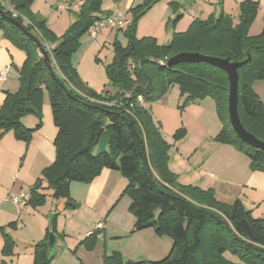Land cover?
<instances>
[{
	"label": "trees",
	"instance_id": "1",
	"mask_svg": "<svg viewBox=\"0 0 264 264\" xmlns=\"http://www.w3.org/2000/svg\"><path fill=\"white\" fill-rule=\"evenodd\" d=\"M8 1L18 15L12 17L1 5L0 9L34 35L43 51L0 14L4 38L25 53L17 71L18 88L6 92L0 105V138L13 131L16 139L28 142L35 129L26 127L22 118L34 114L39 120L38 128V108L45 95L56 128L55 160L35 179L27 204L43 205L46 193L41 190L47 187L53 198L66 199L72 207L75 204L70 200L71 182L89 183L103 168L116 169L127 180L122 193L131 200L129 209L135 217L132 231L152 227L158 236H169L172 247L159 260L122 261L117 256H106L104 264H264V218L254 217L239 198L225 202L217 198L213 188L180 183L168 164L171 144L145 106L163 97L174 84L179 87L180 97H185L184 103L211 98L221 124L214 140L247 156L251 170L264 171V151L241 140L231 126L226 71L204 61L167 65L172 56L181 52H198L234 62L249 55L237 69V110L245 129L264 142V103L252 88L255 80L264 78V16L261 31L249 34L259 2L241 1L237 22L224 13L195 18L187 30L174 32L165 44L157 43L151 36L134 35L137 19L155 0H143L130 7V22L124 29H117L128 43L115 39L113 59L105 66L115 91L99 94L79 79L71 54L80 37L103 16L102 1L83 0L60 36L30 10L34 0ZM169 5L177 8L174 1ZM47 44L54 45L49 49ZM104 130L108 132L106 148L95 151ZM177 133L184 135V128L180 127ZM0 232L1 253L11 256L15 242L4 229L0 228ZM52 232L56 234V215L44 238L33 244L32 264H53L55 254L51 255L46 247ZM97 237V233L88 235L93 240ZM226 253L239 261L229 259Z\"/></svg>",
	"mask_w": 264,
	"mask_h": 264
},
{
	"label": "crops",
	"instance_id": "2",
	"mask_svg": "<svg viewBox=\"0 0 264 264\" xmlns=\"http://www.w3.org/2000/svg\"><path fill=\"white\" fill-rule=\"evenodd\" d=\"M142 1L143 0H109L107 8L102 7V14L104 15L107 12L119 9L129 17L128 9L142 3ZM170 1L176 2V9H182L184 14L186 12L188 14H197L203 18L208 15V12H205V10L207 11V5L202 2L204 0H199L200 4H198L196 0H162L164 10L168 7ZM218 1L222 5L221 8H219L218 14L224 13L230 16L231 14H239V3L243 0ZM255 1L259 2L258 15L259 12L262 11L260 5L264 8V0ZM197 5H199V8H197ZM54 7L57 8L58 5L55 4ZM76 10L78 9H72V13L76 12ZM262 12L263 14L261 15L264 16V10ZM183 13H179L177 18L182 16ZM189 18H182V27L183 21H186V25L191 23L192 18ZM69 20L70 18L68 19V17H66L60 30L51 28L52 26L50 27L49 25L48 27L54 31L56 35H60V33L64 32L65 27H67V22ZM72 20L73 17L71 18V21ZM182 31L184 30L179 29L173 32ZM119 32H121V30H104L100 36L98 35L101 37L100 42H98V47L101 48L103 43L107 40H119ZM53 45L54 44H50V47H53ZM24 59L25 57L23 54L4 38L0 30V69L5 66L9 67L6 78L0 81V105L6 92H14L18 88L17 71ZM12 68H14V71L12 77H9V73L13 70ZM252 88L258 98L264 103V78L255 80L252 83ZM45 97L46 95L44 96V101ZM22 123L27 127H32L34 123L37 124V120L34 121L30 119V117H28V119L22 118ZM41 130L42 129H37L35 133ZM9 138L11 139V137ZM214 142L213 144H215V147L207 154L203 155L202 164L204 167L215 170L217 174L199 168V172L207 176L211 184H205L206 186H203L204 181H200L195 173L194 175L190 174L191 177L189 180H185L186 182H181L180 178L182 174H189L188 165H190V160L187 159V165L184 164L183 152L180 151L179 148L169 156L168 164L170 169L178 175V180L182 184H192L204 189L213 188L214 191L223 188L225 190L223 196L229 197L227 200L235 199L233 196L226 193L227 190L232 187L231 185H237L238 183L245 185L247 188L251 189L253 200L251 202V208L248 209L242 201L243 205L246 209L250 210L251 213L253 209L259 213L254 217L264 218V171L251 170L249 164L247 167H242L241 162L238 161V168L234 171L235 178H230L229 180L221 177L220 173L223 169L215 168L218 166L215 164L217 157L219 160L220 157L224 156L225 151V153L232 155L233 160L240 159V156L246 159L247 156L238 152L229 144L219 143L217 141ZM17 148V143L12 139L11 142H6L5 144H1L0 141V228L8 232L15 242L13 254L5 257L1 253L3 241L0 237L1 263L3 261H11V263L14 262L15 264H32L33 244L44 238L46 231L50 227L53 215H56V252L53 264H104L103 261L106 256H117L122 261H154L162 259L169 254L172 247V239L169 236H158L152 227L132 231L135 217L129 209L131 200L128 195L122 193L127 184V180L120 171L116 169L103 168L100 174L89 183L71 182L70 200L75 204L72 207L70 206V202L69 205L67 204L66 199H64L66 201L63 203V201L59 199L55 200L54 198L55 201H52L51 206H47L46 203H44L37 207H32L27 203L23 206H19L8 199L10 193L23 192L21 189L23 188L24 182L20 176L23 168L22 166L17 169L14 167ZM98 149L99 147L96 146L94 150L98 151ZM171 150L172 148H170V151ZM196 151L197 148L191 153H195ZM191 153H187L186 155ZM17 157L18 156H16V158ZM50 161L51 160H48L47 156L41 155L32 165L34 173L42 171L43 168L52 163H50ZM191 163H193V161ZM185 166H187L186 169L181 172L180 169ZM246 168L249 170L248 174L246 173ZM195 171H197V169H195ZM184 178L188 179L186 177ZM192 178L195 180H192ZM240 178H244L245 184L240 182ZM41 191L43 192V189ZM98 221L103 222L101 235L95 240L88 238V232L94 228V225ZM58 231H60V233ZM226 256L233 261H239L237 257L231 256L228 253H226Z\"/></svg>",
	"mask_w": 264,
	"mask_h": 264
},
{
	"label": "rangeland",
	"instance_id": "3",
	"mask_svg": "<svg viewBox=\"0 0 264 264\" xmlns=\"http://www.w3.org/2000/svg\"><path fill=\"white\" fill-rule=\"evenodd\" d=\"M101 1V8H107L109 0ZM63 2L64 0H34L30 6V10L35 15L45 19L46 24L50 27L52 26L51 28L60 30L66 17H68V19L70 18V20L67 22L68 27L71 23V18L75 13H72V9H64L62 7ZM196 2L200 4L199 0H196ZM202 2L206 3L207 5V11L205 10V12H208V15H206L205 18L211 15L216 16L220 10L219 8L222 6L218 0H204ZM55 4L58 5L57 8L54 7ZM163 7L164 5L162 0H155L150 4L149 8L141 16H139L135 23L134 30V35L136 38L151 36L156 39L157 43L165 44L171 40L172 34L174 33L173 31L179 29L184 31L187 30L189 24L186 25V21H183L182 27V18L191 17V20L196 17L203 18L197 14H188L187 12L184 14L182 9H174L169 4L165 10ZM260 7L263 11L264 8L261 5ZM197 8H199V5H197ZM262 11L256 15L257 17H255L254 21L250 25V35L258 34L263 26V15H261L263 14ZM179 13H183V15L177 18ZM237 14L238 13L230 15L233 22H237ZM128 18L130 20L132 16L129 15ZM67 27H65L64 31L67 29ZM107 29L108 28L102 29L99 36L104 30ZM61 34H63V32L60 33V35ZM60 35L58 34L57 36ZM99 36L98 38L94 39L88 32H86L80 37L78 46L71 54L72 64L76 68L79 79L87 84L88 87L99 94H103L106 90H109L112 93L115 91V87L110 82L106 74L105 66L113 59V41L107 40L100 48L98 47V42L101 40V37ZM118 39L124 45L128 43V40L122 31L119 32ZM47 46L49 49L51 48L50 44H47ZM17 50L25 57L24 51L18 48ZM12 69L13 70H11L9 73V77H12L14 68ZM184 98V96L180 97L179 87L177 84H174L169 88L163 97L150 103H146L145 106L148 108L153 119L157 122L164 139L169 144H171L170 148H172V150L169 151V156L173 154L177 148H179V150L183 152L184 164L187 165L186 160H190V165H188L189 174L183 173L182 177L180 178L181 182H186L185 180H189L191 177L190 174L194 175L195 173L199 177L200 181H204L203 186H206L205 184H211V181L207 176L199 172V168L217 174L215 173V170L203 166L202 158L204 154H207L215 147V144H213L215 143L214 137L219 133L221 124L217 118L214 103L211 98L206 97L204 99L195 100L188 103H184ZM47 100L48 98L46 95L45 101L44 99L43 101L41 100L40 108H38V111L41 115V125L37 128L36 124L34 123L32 127H28L30 129H35L33 132H31V137L28 142L18 139L16 140L13 131L3 133L0 138L1 144L11 142L12 139L18 145L17 154H15L14 167L15 169L20 168L21 166L23 168L20 176L22 177L24 185L21 190L26 195H29L30 186H32L35 179L41 174V171L34 173L32 165L41 155L47 156L48 160H51L50 163L54 162L56 156V150L53 146V138L56 134V128L52 121L51 110ZM28 117L34 121H39L32 113L23 116L24 119H28ZM180 127L184 128V135H179L177 133ZM37 129L42 130L38 133H35ZM9 137H11V139ZM107 140L108 132L104 130L97 144L99 151L105 148ZM195 148H197V151L195 153H191L193 150H195ZM225 152L224 156L220 157L219 160L218 157L216 158L215 164L218 166L215 168L223 169V171L220 173L221 177L230 180V178H235L234 171L238 168L237 162H241L242 167H247V165L250 164V160L248 157L244 159L242 156H240V159L233 160L232 155ZM187 153L191 154L186 155ZM16 156L18 157L16 158ZM192 161L193 163H191ZM186 167L187 166L181 168V172L185 170ZM195 169H197L198 172L195 171ZM246 173H249L248 168H246ZM183 176L188 179H185ZM192 180L195 179L192 178ZM240 182L245 184L244 178H240ZM44 185H47L46 182ZM231 186L232 187H230L226 193L230 196H233V198H240L248 209L251 208V202L253 200V197L251 196V189L247 188L241 183ZM43 192L46 193V205L51 206L52 201L56 200H54L51 195L52 190L45 187ZM224 193L225 190L223 188L215 190V194L218 199L225 202L233 201V199L227 200L229 197L223 196ZM59 200L63 201V203L66 201L64 199ZM252 214L253 216H257L259 213L253 209ZM58 232L60 233V231ZM0 237L3 241L1 232ZM8 263L15 264L14 262L11 263V261Z\"/></svg>",
	"mask_w": 264,
	"mask_h": 264
},
{
	"label": "water",
	"instance_id": "4",
	"mask_svg": "<svg viewBox=\"0 0 264 264\" xmlns=\"http://www.w3.org/2000/svg\"><path fill=\"white\" fill-rule=\"evenodd\" d=\"M0 14L4 16L8 21L19 27L30 39L34 40L39 48L40 51H43L42 44L40 43L37 38L32 35L30 32H28L17 20H15L12 17H8L2 9H0ZM44 55L46 58H48L47 53L44 52ZM249 59L248 57L239 62L230 61L228 58H220V57H214V56H208L203 55L198 52H181L174 56H172L168 60V66H172L179 62H200L204 61L211 65H214L216 67H219L226 71L229 81V92H228V114H229V120L231 123V126L233 130L236 132L238 137L246 142L249 145H252L254 147H258L262 151H264V142L255 137L252 133L247 131L245 127L242 125L238 110H237V104H238V67H240L246 60ZM49 71L51 73V76L54 78L55 81H58L57 78H55L54 73L50 66ZM61 86L64 88V85L61 84ZM46 247L48 252L51 255H54L56 252V236L52 232L49 235V238L46 241Z\"/></svg>",
	"mask_w": 264,
	"mask_h": 264
},
{
	"label": "built area",
	"instance_id": "5",
	"mask_svg": "<svg viewBox=\"0 0 264 264\" xmlns=\"http://www.w3.org/2000/svg\"><path fill=\"white\" fill-rule=\"evenodd\" d=\"M83 0H64L62 7L67 10L79 9L82 5ZM0 5L3 7L4 11H9L12 17H16L18 13L15 11L13 5L8 0H0ZM130 22L126 14L119 10H113L105 15H103L99 20H97L88 30V33L96 39L102 29H124ZM8 66H5L0 69V81L4 80L8 73ZM29 195H26L24 192L10 193L8 199L23 206L27 203ZM103 228V222L98 221L94 228L88 232V235L97 233L98 236L101 235V230Z\"/></svg>",
	"mask_w": 264,
	"mask_h": 264
}]
</instances>
